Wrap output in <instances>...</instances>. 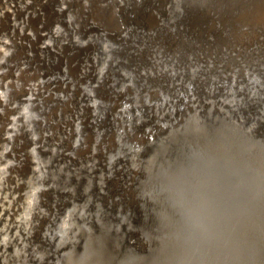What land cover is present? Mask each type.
Returning a JSON list of instances; mask_svg holds the SVG:
<instances>
[{
  "label": "water",
  "instance_id": "obj_1",
  "mask_svg": "<svg viewBox=\"0 0 264 264\" xmlns=\"http://www.w3.org/2000/svg\"><path fill=\"white\" fill-rule=\"evenodd\" d=\"M8 144L54 234L0 264H264V0H0Z\"/></svg>",
  "mask_w": 264,
  "mask_h": 264
},
{
  "label": "rangeland",
  "instance_id": "obj_2",
  "mask_svg": "<svg viewBox=\"0 0 264 264\" xmlns=\"http://www.w3.org/2000/svg\"><path fill=\"white\" fill-rule=\"evenodd\" d=\"M1 2L6 3L7 0H1ZM11 4H12V6L14 5L13 3H11ZM92 56L93 55L91 53L89 55V57H92ZM179 76H180V74H179ZM57 92L62 95L61 91L58 90ZM147 96H149V95H147ZM193 98H195L197 100L196 96H193ZM32 99H34V97H32ZM73 99L75 102H77V106L79 104L84 103V98H82L81 94L78 92L75 93V96ZM153 101H154L153 99H150V102H149L150 108H148L147 110H144L145 112H144L143 119L146 118V119H144L146 121L150 120V118H153V116H154L152 110L154 109V105L156 104V102H153ZM69 108L71 111H73L74 110V104L70 105ZM23 111H24L25 115L29 114L31 112L34 113L33 109L27 110L26 108H24ZM138 112H139L138 108L134 110V114L138 113ZM163 112H164V110H162V113ZM15 115H17V114L12 113L9 116L11 118H14V120H12V123H10L6 126V127L10 128L8 135L14 134L13 130L18 131L17 125H20V123H19V121L15 120V117H16ZM157 116L159 117V116H161V114H157ZM35 119H38V117H35ZM26 126H28V129L30 130V134L31 133L34 134V129L32 128L33 124L28 123ZM18 133H20V131ZM34 138H36V137L34 136ZM3 153L4 154L2 155L1 161H0V230H2L3 232H2L0 237L4 239V242H5L4 246H9L15 240L21 241L22 243H24L27 246H30V245L35 246L38 243L36 241V239H38V234L42 232L41 231L42 227H46L47 233L49 234V237L54 234V233H52L53 226L49 222V220H47L46 224L44 225L41 221L42 217L38 218V216H40L37 214L38 211L44 213V211H43L44 208L42 205V199L44 201V198L42 195L41 196H38V195L29 196L27 198V200H30L31 203L28 205V207L25 210V208L23 207V204L21 203V200H18L20 192L19 193L15 192V191L12 192V190L8 184V180H7V176L10 174L8 172L7 166L13 161L11 158L10 144L7 145V149H4ZM33 155H34V157H35L34 159L36 161L38 156H37V152L35 150L33 151ZM39 159H40V157H39ZM41 172H42V170L38 169L37 175H40ZM40 181H39V183L37 182L38 184H36L35 186H39V187L42 186V182H40ZM34 191H35V189H32L31 193L33 194ZM32 198H34V199L32 200ZM67 211H68V209L64 212L65 217H67V215H68ZM67 227H68V223H66L64 221L62 223V230H61V232H59L60 235H58L55 238L56 240L61 239L62 238L61 234L68 231ZM44 242H46V241H44Z\"/></svg>",
  "mask_w": 264,
  "mask_h": 264
}]
</instances>
